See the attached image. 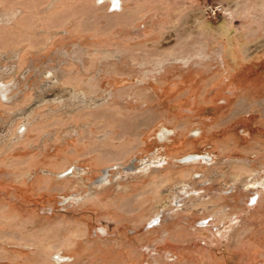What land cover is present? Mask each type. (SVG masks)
Returning a JSON list of instances; mask_svg holds the SVG:
<instances>
[{"label": "rangeland", "instance_id": "obj_1", "mask_svg": "<svg viewBox=\"0 0 264 264\" xmlns=\"http://www.w3.org/2000/svg\"><path fill=\"white\" fill-rule=\"evenodd\" d=\"M117 1L0 0V264H264V0Z\"/></svg>", "mask_w": 264, "mask_h": 264}, {"label": "bare ground", "instance_id": "obj_2", "mask_svg": "<svg viewBox=\"0 0 264 264\" xmlns=\"http://www.w3.org/2000/svg\"><path fill=\"white\" fill-rule=\"evenodd\" d=\"M111 2L113 3V5L111 4V7L112 8H116V7H118L119 5H118V1L117 0H111ZM114 6V7H113ZM53 80H55L54 82H53ZM51 81L53 82V85H56V82H57V79H54V78H51ZM51 82V83H52ZM0 93H2L1 92V90H0ZM186 159H185V161H187V162H189V163H196L197 161V157H196V155H193V156H191V155H189V156H187V157H185ZM195 161V162H194ZM238 177H235V179H237ZM252 184V183H251ZM183 185V184H182ZM183 187H184V185H183ZM179 189H181V186H179L178 188H177V190H179ZM176 192V191H175ZM169 201H167L165 204H167ZM60 258L62 257L61 255H58ZM59 258V259H60Z\"/></svg>", "mask_w": 264, "mask_h": 264}]
</instances>
